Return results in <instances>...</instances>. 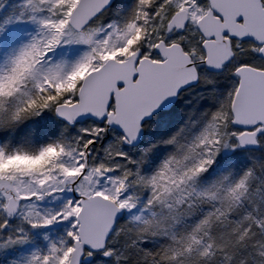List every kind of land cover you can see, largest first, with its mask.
Instances as JSON below:
<instances>
[{
	"label": "snow or ice",
	"instance_id": "snow-or-ice-1",
	"mask_svg": "<svg viewBox=\"0 0 264 264\" xmlns=\"http://www.w3.org/2000/svg\"><path fill=\"white\" fill-rule=\"evenodd\" d=\"M0 264H264V0H0Z\"/></svg>",
	"mask_w": 264,
	"mask_h": 264
}]
</instances>
